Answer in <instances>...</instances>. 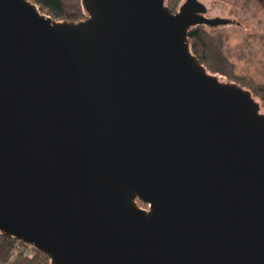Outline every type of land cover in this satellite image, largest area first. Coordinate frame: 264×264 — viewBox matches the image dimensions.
Instances as JSON below:
<instances>
[{"label":"water","instance_id":"obj_1","mask_svg":"<svg viewBox=\"0 0 264 264\" xmlns=\"http://www.w3.org/2000/svg\"><path fill=\"white\" fill-rule=\"evenodd\" d=\"M82 4L0 0V230L52 264H264V113L187 38L230 19Z\"/></svg>","mask_w":264,"mask_h":264},{"label":"trees","instance_id":"obj_2","mask_svg":"<svg viewBox=\"0 0 264 264\" xmlns=\"http://www.w3.org/2000/svg\"><path fill=\"white\" fill-rule=\"evenodd\" d=\"M40 9L53 18L62 21H78L88 14L81 0H32ZM181 0H165V4L177 11ZM187 38L191 53L199 59L205 69L223 81H231L245 89H249L255 100L264 105V83H257L251 77L240 75L235 71L234 63L224 51L222 33L211 32L205 24H195L187 29ZM141 205H146L139 201ZM27 248V243L18 240L0 230V264H52L50 258L31 246L32 253L17 251L18 246Z\"/></svg>","mask_w":264,"mask_h":264},{"label":"rangeland","instance_id":"obj_3","mask_svg":"<svg viewBox=\"0 0 264 264\" xmlns=\"http://www.w3.org/2000/svg\"><path fill=\"white\" fill-rule=\"evenodd\" d=\"M202 1L209 7L206 16L230 19V22L208 28L211 32L222 33L224 51L234 63L235 71L257 83H264V0ZM260 112L264 113V105H261ZM17 251L32 253L30 247L22 245Z\"/></svg>","mask_w":264,"mask_h":264},{"label":"flooded vegetation","instance_id":"obj_4","mask_svg":"<svg viewBox=\"0 0 264 264\" xmlns=\"http://www.w3.org/2000/svg\"><path fill=\"white\" fill-rule=\"evenodd\" d=\"M82 1V0H81ZM202 3H203V5H204V8H205V15H206V11H208V9H209V7L202 1V0H200ZM208 26V25H207Z\"/></svg>","mask_w":264,"mask_h":264},{"label":"built area","instance_id":"obj_5","mask_svg":"<svg viewBox=\"0 0 264 264\" xmlns=\"http://www.w3.org/2000/svg\"><path fill=\"white\" fill-rule=\"evenodd\" d=\"M27 245H28V247H31V246H32V245H30V244H28V243H27Z\"/></svg>","mask_w":264,"mask_h":264}]
</instances>
